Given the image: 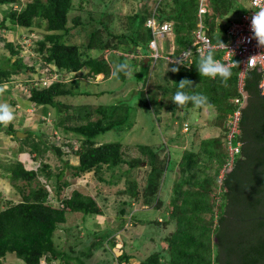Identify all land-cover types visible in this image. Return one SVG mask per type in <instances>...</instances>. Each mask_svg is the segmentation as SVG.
Here are the masks:
<instances>
[{
  "label": "trees",
  "instance_id": "obj_1",
  "mask_svg": "<svg viewBox=\"0 0 264 264\" xmlns=\"http://www.w3.org/2000/svg\"><path fill=\"white\" fill-rule=\"evenodd\" d=\"M77 1L82 9L90 0ZM121 1L118 4L122 10L126 3L122 4ZM128 1L134 4L131 13L114 10L109 14L103 11L88 35V42L80 45L69 42L72 30L87 25L80 15H75L72 18L73 26H69L75 0H32L27 3H23V0H0V9H9L0 20V29H46L43 37L35 42L34 52L44 64V67L40 66L44 74L41 76L57 74L59 81L47 87H43L39 81L27 83L28 102L35 106L55 108V127L81 137L77 147L75 143L58 146L56 143L51 144V138L45 133L30 131L27 137L18 138V131L12 124H0V131H4L6 136L22 141L21 152L25 147L29 148L30 155H35L33 160L43 158L52 151L64 163L57 168V172L48 164L30 170L21 161L0 163L4 178L10 180L22 196V201L7 202L0 211V264H6L8 254H15L25 264H42L46 259H60L62 264H71L73 261L78 264H105L106 261L109 264H132L136 255L124 248L117 250L121 252L119 255L114 253L116 234L124 228L127 215L133 225L155 224L160 229L174 225L173 232L165 238L166 250L149 255L140 264H264V95L259 89L262 74L255 69L245 75L243 90L248 96L247 104L241 110L240 134L234 139V144L241 143L240 153L232 169L220 179L229 159L225 121L238 108L234 101L244 100L239 88L240 67L231 68L232 76L225 86L219 77L212 79L199 75L196 68L199 56L195 55L187 66L167 62L169 69L179 66L180 71L176 73L168 70L160 76L156 87L151 85L149 73L153 67L151 63L146 64V59L149 58V45L154 38L150 26L152 20L158 25L165 22L174 24L175 54L178 56L194 43V32L200 23L199 0ZM242 2L247 4L248 0H210L211 14L205 16L204 24L214 43L226 41L225 35L235 20L229 18L231 12H247ZM104 7L107 8L105 3ZM112 20L113 29L110 27ZM118 22L121 29L116 26ZM5 45L9 55L0 57V86L10 83L13 76L38 74V64L26 63L23 46L12 42ZM116 50L135 56L131 60L137 67L134 76L127 78L124 73H119V78L123 83L130 79L140 86L137 99L143 104L142 107L150 110L161 123L162 112L170 113V124H166L165 131L175 122L180 123V126L189 122L192 110L197 109L199 112L206 110L213 118L208 119V127L219 130L220 134L201 138L199 144L194 140L191 148L184 150L182 158L176 160L174 157L172 159L168 143L140 146L142 153L149 158L145 185L141 186L136 179L126 180L128 187L121 192L127 199L121 203L118 218L122 222L120 228L92 231L91 235L86 231L84 238L76 236L79 244L67 252L56 241V232L67 223V216L79 213L84 218L104 217L105 212L96 196L78 190L69 197L61 198L63 189L69 186V182H62L66 171L71 169L74 177L95 172L100 182L117 185L132 170L145 169L144 160L125 159L126 151L122 143L99 145L96 141L98 136L112 130L119 131L128 124L132 107L112 105L94 109L79 108L76 110L79 116L74 118L75 124L72 125L67 124L72 116H60L62 109H69L62 103V98L108 93L82 89L75 77L87 70V77L94 79L104 75L105 80L110 79L113 76L112 60L102 55ZM97 53L101 54V58L96 56ZM211 53L215 59L222 57L221 51ZM128 61L124 56L119 57V63ZM184 78L194 83L184 91L206 96L208 102L205 107L195 108L189 102L184 108L176 109L171 100L179 81ZM10 105L14 106V102L10 101ZM174 141V138H169V142ZM165 148L170 153L167 158L161 159L160 152ZM70 154L78 159L77 165L65 159ZM175 163L178 179L174 183L169 205L164 210L160 192L166 175L174 170ZM123 165H128V169L116 173ZM103 170L112 172L109 179L102 176ZM41 177L49 183L55 180V200L41 182ZM134 204L151 207L154 218L142 221L140 216L143 212L128 213ZM83 243L87 245L86 248L78 250L77 247Z\"/></svg>",
  "mask_w": 264,
  "mask_h": 264
},
{
  "label": "rangeland",
  "instance_id": "obj_2",
  "mask_svg": "<svg viewBox=\"0 0 264 264\" xmlns=\"http://www.w3.org/2000/svg\"><path fill=\"white\" fill-rule=\"evenodd\" d=\"M32 0H23V3L30 2ZM119 0H90L89 2L83 5V8L80 9L79 2L75 0L74 11L70 14V23L69 26H73L72 18L75 15H80L83 19V22L87 25L81 26L79 29L72 30L69 42L74 44L85 45L88 42V35L95 28V22L98 21L100 15L103 11H106L109 14L115 12H123V13H131L133 10L134 4L128 0H122V4L126 3L122 10L119 8L120 3ZM104 3L107 6L104 7ZM114 3V4H113ZM248 7V4L243 3ZM79 6V7H78ZM8 8V7H7ZM1 8L0 9V20L2 16L6 15L9 9ZM243 13L233 11L229 14V18L239 20ZM93 24V25H92ZM11 26V25H10ZM118 29H121V24L118 22ZM110 27L113 29V20L110 24ZM123 28V27H122ZM46 33L45 27L37 28L33 27L31 30H27L24 28H16L12 30H2L0 29V57L9 55V51L6 47V43L12 42L17 45L23 46V56L28 64H38V74H22L19 76H13L10 83H7V89L0 94V103H7L10 105V101L14 102V106L12 109L14 110V114H18L17 118H15L11 123L16 129L18 133L26 134L30 131L35 133H45L51 139L50 143H56L58 146H64L65 143H75V147H77L80 143L81 137L66 131L63 128H57L53 124V121L56 119L57 110L48 106H35L28 102L27 97V83L29 82H38L42 77L43 70H40V66L42 64L39 60L40 58L34 52L35 42L43 37ZM165 51H168V43H165ZM151 53V52H150ZM96 56L101 58V54L98 53ZM105 58L111 59L112 66L119 63V57L124 56L127 58L129 69L131 71V75L127 76V78L133 77L137 71V67L134 65V62L131 61L135 56L133 54L124 53L121 50L116 51H107L104 53ZM37 61V62H36ZM153 69L149 73V80L151 81V85H155V87L160 82V76L169 70L168 63L164 60H159L157 64H151ZM88 71L84 70L78 73L75 77L80 82V87L85 90H89L91 92H100L107 91L108 93L100 96H92V97H70V98H62L61 101L64 105L68 106L69 109H62V114L60 115L63 118H67L68 116H72L68 125L75 124V117H78L79 114L76 110L79 108H89L94 109L97 106H112V105H126L132 107L131 118L124 127H122L119 131H109L105 134H102L96 138L97 143L106 144L118 142L123 144L124 151H126L125 159L127 161L132 160L133 158H139L144 160L143 167L145 168L143 171L138 169L132 170L129 174H127L124 179L117 185H109L106 183H102L98 180L97 174L95 172L87 173L81 177H74L73 171L68 169L66 171V175L63 178V181L69 182V186L63 189L61 193V198L69 197L73 193V191L78 190L85 194H90L96 196L104 208L105 215L104 217L99 216H88L84 218V215L79 214H69L67 216V223L61 225L59 230L56 232V241L61 249L71 252L72 247L75 248L79 241L76 236L79 238H84L86 236V231L90 235L95 231H103L106 228L111 229H119L122 225V222L119 218L120 209L122 207L121 203L123 200H126L127 197L122 195V191L127 189L126 180H138L141 186L145 185L146 179V169L147 164L149 163V158H147L141 151L140 146L149 145V146H160L162 144L168 143L170 145V150L172 153V159L176 160V158L183 156V152L185 149L191 148L190 138L193 139V133L195 132L192 126H199L200 124L206 125V122L209 120H213L212 117L206 115V110L199 112L197 109L192 110V116L190 118L191 125H185L182 131H179V126L175 124L165 131L166 124H170L171 115L167 111L162 112L163 122H159L156 120V117L151 113L150 110L142 107L137 99V94L141 90L140 86L135 84L133 80L129 79V82L123 83L119 78V74L116 76H112L110 79H104V75L98 76L96 78L87 77ZM12 89V90H8ZM8 90V91H7ZM19 90V91H18ZM7 92V93H6ZM10 93V94H9ZM7 94V95H6ZM6 95V96H5ZM12 99V100H11ZM16 105L20 106V109L16 107ZM36 109V110H34ZM18 110V111H17ZM26 110H33V114L26 112ZM17 111V112H16ZM183 114V112H181ZM181 114V115H182ZM41 116V117H40ZM46 117L45 119H40ZM96 119V117H94ZM195 120L196 121L195 123ZM197 124V125H196ZM208 126V125H206ZM214 129V128H213ZM215 134H220L219 130H216ZM180 132V135H179ZM210 128L197 131L198 139L197 144L201 138L212 137L213 134ZM182 134H184L182 136ZM19 136V135H18ZM181 136V137H180ZM186 136V139L181 144V140ZM174 138V142H169V138ZM4 135V131H0V152H1V162L9 163L12 161L25 162L27 164L28 169L37 170L43 164H48L57 172V168L63 166V162L57 155L49 151L43 158H39L36 161H33L32 157L27 153V156L23 152L18 155L17 152H14V149L17 146H23V143L20 139L13 140V142H9L8 140L11 138H7ZM25 138V137H22ZM36 138V137H35ZM188 138V141H187ZM15 141V142H14ZM49 143V144H50ZM6 144H10L11 147H8ZM13 144V146H12ZM29 150L28 147H25L26 150ZM17 151V150H16ZM161 153V159L168 157L170 151L168 149H164ZM66 160H71L72 165L78 164V159L70 154V156L65 157ZM28 163H27V161ZM0 162V163H1ZM175 162V161H174ZM128 165H123L121 170H117L116 173H121L128 169ZM177 163H175L174 170L169 172L162 185V189L160 192V197L163 201V209L169 205L171 193L174 187L175 181L178 179V169ZM148 170V169H147ZM103 177L109 179L112 172L103 170ZM4 171L0 168V211L3 207H5L6 203H19L22 201V196L19 192L12 186L10 180L4 178ZM221 179V178H220ZM41 182L46 185V188L50 191L52 198L55 200V190L54 183L47 182L44 177L40 178ZM221 182H219L220 184ZM53 200V201H54ZM143 212L140 216V220L146 221L154 218V210L152 208L143 207L139 204H134L132 208L128 209V213L131 212ZM161 214V211L159 212ZM158 214V216H159ZM128 220L125 222L124 228L116 234L117 246L114 253L119 255L121 252L117 251L120 249H125L128 253L136 255L137 258L133 259L132 264H140L145 258L149 255L157 252L164 251L167 247V243L165 242V238L174 230V225H169L168 227L158 228L155 224H141L133 225L129 221V215H127ZM134 223V222H133ZM93 231V232H92ZM80 232V233H78ZM79 245L77 247L78 250L85 249L86 244ZM76 249V250H77ZM104 258V257H103ZM6 264H25L21 259H19L15 254H8L6 256ZM78 264L77 261L71 262V264ZM80 263V262H79ZM84 264H88V262H84ZM96 264V263H95ZM105 264H109L106 261Z\"/></svg>",
  "mask_w": 264,
  "mask_h": 264
},
{
  "label": "built area",
  "instance_id": "obj_3",
  "mask_svg": "<svg viewBox=\"0 0 264 264\" xmlns=\"http://www.w3.org/2000/svg\"><path fill=\"white\" fill-rule=\"evenodd\" d=\"M261 7H264V0H260L256 3V0H249L247 12H244L239 20H234L226 33V41L214 43L211 37L207 34V26L204 24V18L207 14H211L210 0H199V18L200 23L198 24L197 30L194 32V43L193 45L183 51L180 55H176L175 47V34L174 24L165 22L158 25L153 19L150 26L153 30V40L151 41L150 63L157 64L159 60H165L168 63L178 65L176 63L182 62L183 64L192 63V59L195 55L201 53L207 55L209 52L221 51L222 57L220 60L222 63L230 66L231 68L240 67V82L239 88L240 93L243 95L244 100L236 99L234 102L238 108L231 114L228 115L225 121V127L228 129L227 136V150H228V163L225 165L221 172V179L226 172L232 169L236 156L240 153L241 143L234 144V139L240 134V120L241 110L246 106L247 94L243 90V84L245 75L248 71L258 70L262 74V79L259 84L261 94L264 95V48L257 46V42L252 40L249 42H243V38L249 37L250 32V20L254 11H259ZM168 43V51H165V43ZM261 54V55H260ZM252 55H259L257 57V63L255 67H247V60ZM141 57V56H140ZM238 62V63H237ZM44 75V74H43ZM39 80L43 87H47L53 82H58L59 77L57 74H52L51 77H44ZM37 83V82H36Z\"/></svg>",
  "mask_w": 264,
  "mask_h": 264
},
{
  "label": "clouds",
  "instance_id": "obj_4",
  "mask_svg": "<svg viewBox=\"0 0 264 264\" xmlns=\"http://www.w3.org/2000/svg\"><path fill=\"white\" fill-rule=\"evenodd\" d=\"M260 0H256V3H259ZM250 32L249 37L243 38V42H251L255 40L257 46L264 48V7H261L259 11H254L250 20ZM261 55V54H260ZM259 55H252L247 60V67L253 68L257 63V57ZM238 63V62H237ZM178 65L187 66L182 62L176 63ZM197 71L201 77H208L216 79L219 77L220 81L226 86L228 80L232 76L231 67L222 63L220 60L214 58V55L209 52L207 55L201 53L199 55V60L197 63ZM172 72L178 73L180 67H172L169 69ZM119 73H124L126 76L131 75L129 65L127 63H117L113 65V75L116 76ZM193 81L184 78L179 81L178 89L172 97V102L175 104L176 109L184 108L189 102L195 108L205 107L207 104V97L202 94H189V92L184 91L186 88H191ZM7 89V85L0 86V94H2ZM15 119L14 110L7 103H0V124L7 126Z\"/></svg>",
  "mask_w": 264,
  "mask_h": 264
},
{
  "label": "crops",
  "instance_id": "obj_5",
  "mask_svg": "<svg viewBox=\"0 0 264 264\" xmlns=\"http://www.w3.org/2000/svg\"><path fill=\"white\" fill-rule=\"evenodd\" d=\"M248 3H249V0H248ZM248 3H247V4H248ZM246 8H247V6H246ZM148 63H150V61H149ZM148 63H147V64H148ZM53 70L56 71L55 68H53ZM99 76H100V75H99ZM8 90L10 91V90H12V89H8ZM8 90H7V91H8ZM18 91H19V90H18ZM6 93H7V92H6ZM9 94H10V93H9ZM6 95H7V94H6ZM6 95H5V96H6ZM11 100H12V99H11ZM10 106H11V105H10ZM11 107H12V106H11ZM16 107H17L18 109H20V106H19V105H18V106L16 105ZM34 110H36V109H34ZM17 111H18V110H17ZM17 111H16V112H17ZM26 112H28V113H30V114H33V110H26ZM17 115H18V114L15 115V118H17ZM206 115H208V114H206ZM191 116H192V113H191ZM191 116H190V118H191ZM40 117H41V116H40ZM45 118H46V117H43V118H40V119H45ZM196 121H198V120H195V123H196ZM189 123H191V122H188V121H187V122H184V123L182 124V126H180V123L175 122V123L173 124V126H174L175 124H177V125L179 126V131H182L183 127H185L186 124H187L188 126L191 125V124H189ZM196 125H197V124H196ZM206 125H208L207 122H206ZM206 125H204V124H200V125L197 126V127H193V126H192V128L194 129L195 132L193 133V139L190 138V143H191V141L193 142L194 140H197V139H198V135L195 136V133H196L197 131H199L200 129H201V130H204V129L209 128V127L206 126ZM180 127H181V129H180ZM189 127H190V126H189ZM210 129L212 130V132H213V131H214L215 133L217 132L216 129H213V128H210ZM214 132H213L214 135H213L212 137L219 136V134H215ZM4 135H5V134H4ZM183 135H184V134H182V136H183ZM5 136H6V135H5ZM8 137L11 138V139H9L8 141L12 143V142H13L12 137H11V136H7V138H8ZM7 138H5L4 140H6ZM185 139H186V136L181 140L180 143L182 144L183 141H184ZM6 141H7V140H6ZM187 141H188V138H187ZM14 142H15V141H14ZM191 144H192V143H191ZM6 145H7L8 147H11L10 144H6ZM12 146H13V144H12ZM20 149H21V146H17V147L14 149V152H17L18 155H20V154L22 153ZM16 150H17V151H16ZM185 150H186V149H185ZM27 153H29V150L27 149L26 152H25V150H24V154H25L26 156H27ZM29 155H30V153H29ZM30 156H31L32 159H33V157H34L35 155H30ZM1 157H2V155H1V152H0V159H1ZM1 161H2V160H0V162H1ZM19 161H21V160H19ZM26 161H27V160H26ZM33 161H36V160H33ZM22 162H23V161H22ZM23 163L25 164V166H26V168H27V164H26L25 162H23ZM27 163H28V161H27ZM27 169H28V168H27ZM76 214H79V213H76ZM79 215L82 216V214H79ZM82 217H83V216H82ZM48 258H50V256H48ZM42 264H62V263H61V260H60V259H58V260H51V259L49 260V259H46V260H44V261L42 262Z\"/></svg>",
  "mask_w": 264,
  "mask_h": 264
},
{
  "label": "water",
  "instance_id": "obj_6",
  "mask_svg": "<svg viewBox=\"0 0 264 264\" xmlns=\"http://www.w3.org/2000/svg\"><path fill=\"white\" fill-rule=\"evenodd\" d=\"M149 61H150L149 58H147V59H146V64H147ZM247 97H248V96H247ZM246 104H247V103H246ZM18 135H19V136H18ZM18 135H17L18 138L27 137L26 134L24 135V134H22V133H18Z\"/></svg>",
  "mask_w": 264,
  "mask_h": 264
},
{
  "label": "bare ground",
  "instance_id": "obj_7",
  "mask_svg": "<svg viewBox=\"0 0 264 264\" xmlns=\"http://www.w3.org/2000/svg\"><path fill=\"white\" fill-rule=\"evenodd\" d=\"M101 76V75H100Z\"/></svg>",
  "mask_w": 264,
  "mask_h": 264
}]
</instances>
